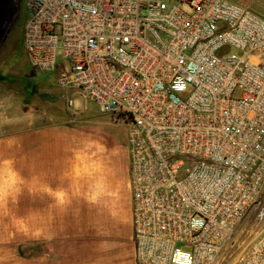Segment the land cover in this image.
<instances>
[{
	"label": "built area",
	"instance_id": "2783aa9c",
	"mask_svg": "<svg viewBox=\"0 0 264 264\" xmlns=\"http://www.w3.org/2000/svg\"><path fill=\"white\" fill-rule=\"evenodd\" d=\"M33 67L129 127L137 264H264V16L230 0H28ZM251 214V216H249Z\"/></svg>",
	"mask_w": 264,
	"mask_h": 264
},
{
	"label": "crops",
	"instance_id": "0c3cea01",
	"mask_svg": "<svg viewBox=\"0 0 264 264\" xmlns=\"http://www.w3.org/2000/svg\"><path fill=\"white\" fill-rule=\"evenodd\" d=\"M5 78L0 264H137L127 144L91 151L75 132L29 127Z\"/></svg>",
	"mask_w": 264,
	"mask_h": 264
},
{
	"label": "rangeland",
	"instance_id": "374dc122",
	"mask_svg": "<svg viewBox=\"0 0 264 264\" xmlns=\"http://www.w3.org/2000/svg\"><path fill=\"white\" fill-rule=\"evenodd\" d=\"M230 1L264 16V0ZM27 2L0 0V77H6V89H11L18 98L20 95V113L23 116L26 110L28 126L53 125L60 131L75 132L91 151L94 146L126 145L129 133L126 124L117 122L111 115L100 114L95 103L58 86L56 73L42 72L32 66L24 48ZM253 222V217H248L242 223L218 264H234L239 259L254 237L249 232Z\"/></svg>",
	"mask_w": 264,
	"mask_h": 264
}]
</instances>
